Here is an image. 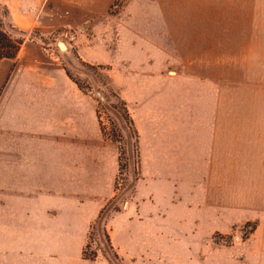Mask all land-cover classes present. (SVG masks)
<instances>
[{
    "label": "rangeland",
    "instance_id": "1",
    "mask_svg": "<svg viewBox=\"0 0 264 264\" xmlns=\"http://www.w3.org/2000/svg\"><path fill=\"white\" fill-rule=\"evenodd\" d=\"M110 1L106 13L87 14L49 3L30 30L15 27L0 4V23L36 64L31 79L44 80L49 101L61 88L62 106L30 153H71L68 167L96 179L62 197L102 204L91 222L77 220L78 204L62 222L68 252H42L37 264H263L264 0L237 13H185L209 10L185 8L197 0ZM213 102L211 141L209 120L201 114L197 124L188 106L208 113ZM184 103L185 184L174 176L182 168L166 164L175 153L165 142L173 106ZM13 145L0 135V153ZM54 193L0 187V242L8 233L24 245L59 246L55 210L32 202L28 215L7 219L12 207L3 205ZM88 243L95 260L83 258Z\"/></svg>",
    "mask_w": 264,
    "mask_h": 264
},
{
    "label": "crops",
    "instance_id": "2",
    "mask_svg": "<svg viewBox=\"0 0 264 264\" xmlns=\"http://www.w3.org/2000/svg\"><path fill=\"white\" fill-rule=\"evenodd\" d=\"M198 5H185V8H208L185 9V13L192 12H217V13H237L247 12L248 10L236 9L238 7H248L253 2L239 0H197ZM49 3L58 8H69L71 13H106L110 7V0H0L9 13L10 22L22 30H30L37 27L40 14L47 8ZM264 7V1L261 3ZM214 8V9H211ZM223 8V9H221ZM253 11V10H251ZM256 11V10H255ZM250 12V10H249ZM257 12V11H256ZM264 13V9L261 10ZM29 55L24 53V45L16 59H0V135L7 136L9 141L15 142L11 148L12 152L0 153V174L6 175V181L1 188H11L15 190H54V197L51 201L41 198L24 199L14 197L6 199L3 204L12 207V211L6 210L7 219L17 217V215H28L25 207L37 203L42 206L38 212L49 213L55 210L59 215V230L55 236L59 239V246L55 245L52 250L49 248H39L38 246L24 245L23 240L8 239L6 233L0 242V264H37L42 252H54L66 254L68 246L66 241L69 232L63 229L64 221H68L69 216L78 213L81 207V216L77 220L91 222L99 213L102 204L93 205L74 202L69 196L62 197L60 190L84 192L87 190V181L96 179V175L86 173H76L70 167L73 158L71 153H30V142L39 141L45 135L47 119L52 120L56 117V110L60 109L62 102L60 99L61 88L53 87V98L47 100V92L44 80L31 79L29 70L36 67ZM44 84H41V83ZM191 117L201 115L209 120L208 126L211 127V141L215 139V102L208 108L198 104V108H189ZM172 112L175 118L167 124L166 148L175 153L170 155L166 164L182 168V175L179 177L175 171L174 176L180 178L185 184V103L179 107L173 106ZM207 114V115H206ZM173 117V115H172ZM197 124H200L199 118ZM207 124V123H206ZM164 138H157L155 142H161ZM187 141V140H186ZM190 141H196L192 139ZM156 145V144H155ZM160 147V145H159ZM73 154V153H72ZM85 154V153H84ZM96 157V156H94ZM99 157V156H98ZM157 157V156H155ZM161 165V158L156 164L157 168ZM97 179L99 176L97 175ZM9 184V185H8ZM70 198V199H69ZM36 200V201H34ZM76 208V209H75ZM85 212V214H84ZM90 212V214H89ZM76 220V221H77ZM264 264V263H263Z\"/></svg>",
    "mask_w": 264,
    "mask_h": 264
},
{
    "label": "trees",
    "instance_id": "3",
    "mask_svg": "<svg viewBox=\"0 0 264 264\" xmlns=\"http://www.w3.org/2000/svg\"><path fill=\"white\" fill-rule=\"evenodd\" d=\"M8 11V10H7ZM9 16V13H8ZM24 45V40L21 38L14 37L5 27L3 24L0 23V59H10L14 60L19 55V52ZM256 226L254 227V230ZM105 232V241L116 259H119L117 253H115L114 247L111 242V238L108 235L107 231ZM90 243L87 244L86 248L83 251V258L86 260H95L98 255L97 252H93L89 254Z\"/></svg>",
    "mask_w": 264,
    "mask_h": 264
},
{
    "label": "bare ground",
    "instance_id": "4",
    "mask_svg": "<svg viewBox=\"0 0 264 264\" xmlns=\"http://www.w3.org/2000/svg\"><path fill=\"white\" fill-rule=\"evenodd\" d=\"M61 49H62V50L64 49V46H63V45H61Z\"/></svg>",
    "mask_w": 264,
    "mask_h": 264
}]
</instances>
